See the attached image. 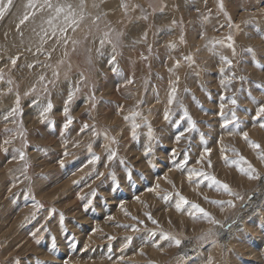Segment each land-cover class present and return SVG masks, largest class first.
<instances>
[{"label":"rangeland","instance_id":"rangeland-1","mask_svg":"<svg viewBox=\"0 0 264 264\" xmlns=\"http://www.w3.org/2000/svg\"><path fill=\"white\" fill-rule=\"evenodd\" d=\"M71 4L76 7L79 0ZM223 4L221 11L218 0H84L83 20L67 33L79 41L76 45H62L53 37L41 46L32 26L18 42L6 45L0 54V264H208L209 258L213 264H264V180H249L232 163L246 167L243 157L264 176V162L241 135L247 132L249 140L264 148V129L253 119L258 105L264 104V87H256L264 86V69L253 63L264 65V0H223ZM12 10L0 18V47L17 29L9 23ZM97 16L100 20L93 23ZM109 29L114 41L120 34L115 72L108 63L112 45H104L103 55L96 52ZM228 36L235 55L227 47ZM216 40L224 43L215 44ZM169 42L176 47L169 48ZM141 53L147 60L139 59ZM188 55L194 62L184 59ZM17 57L14 66L11 59ZM222 57L232 61L230 68ZM129 77L134 83L126 85ZM176 77L175 114L165 122L170 82ZM229 78L226 89L220 81ZM70 90L68 116L73 123L64 129V102ZM17 96L19 111L11 114ZM229 97L237 100L239 127L233 134H229L233 125L221 127L219 115L223 103L231 118ZM49 101L52 110L42 120L40 113ZM180 105L197 130L185 133L177 144L176 135L187 127L186 121L179 127L173 123L181 114ZM133 112L140 113L135 122L141 125L135 139L130 134ZM85 123L94 124L98 135L91 130L80 133ZM149 125L155 139L152 153L145 157ZM105 147L118 153L108 168ZM173 148L187 151L184 170L175 169L183 155L172 159ZM204 148L211 149V168L197 164ZM19 151L25 153L24 160L19 159ZM93 154L100 157L95 166L88 164ZM189 168L215 176L244 199L209 187L208 181L200 182L202 178L188 181ZM99 172L105 176L97 179ZM109 172L115 173L114 178ZM156 184L159 194L146 190ZM25 193L41 207H33ZM167 193L172 196L165 200ZM176 193L189 201L180 211L175 208ZM88 199L92 204L85 210ZM228 200L234 208L211 203ZM193 204L219 223L192 219L187 213ZM125 225H135L139 231ZM161 233L182 243L176 247L160 240ZM127 237L131 243L125 247Z\"/></svg>","mask_w":264,"mask_h":264},{"label":"snow or ice","instance_id":"snow-or-ice-1","mask_svg":"<svg viewBox=\"0 0 264 264\" xmlns=\"http://www.w3.org/2000/svg\"><path fill=\"white\" fill-rule=\"evenodd\" d=\"M14 3V0H0V18H3L5 16L6 13L9 12V10L12 8ZM121 7L123 8H127V5L122 4ZM218 7L221 9V11H223L224 8V4H223V0H218ZM25 8V13L24 15L19 19L18 23L16 24V28L17 30H19L21 28L22 25H24L27 21H29L30 18H34L38 13H42V12H47L48 16L47 19L43 21V24H47V28L43 27V24L41 25V32L43 33L42 35L40 33H36L37 35L40 36V43L41 46L47 42L48 39H52L53 37L56 39L57 43H61L62 45H69V43H71L72 45H76L77 43H79V41L73 39L71 36H68L67 33L68 31L71 29L73 32L76 30V28L79 26L80 22L83 20V11H84V0H79V4L74 7L73 4L71 3H67V2H58L57 3H53V0H27V3L24 5ZM77 9H79V11H77ZM161 11H163V8L160 9ZM227 15V14H225ZM143 19H147V16H143ZM98 20H100V16L95 17V19L93 20V23H96ZM229 26L231 27V20L229 18ZM33 31L35 32V29H33ZM61 33H63L64 35H61ZM21 35H23L21 33ZM119 33L115 34V41L113 40V34L111 29H109L108 31H105L103 33V37L100 39V47L96 49V52L98 55H103L101 49L104 47L105 44H111L112 45V51L113 54L111 56V58L108 60V63L110 65H113L112 71H118V69L114 66L116 64V48L118 46V41H119ZM145 37H146V33H145ZM201 38L203 39V35H201ZM226 40L229 41V43L227 44L228 48H231L233 50V55H235V49L233 47V42H232V37L228 36L226 37ZM180 41L181 43H183V36L180 37ZM224 43V41L222 40H216L215 44H222ZM169 48H175L176 45L175 43L169 42L168 44ZM30 50V49H29ZM41 49H38V51H40ZM149 52L151 51V46L149 45L148 48ZM248 52H252V49H247ZM67 54V53H66ZM17 58H12L11 59V63L12 65H16L17 63ZM139 59L141 60H147V56H145L143 53L140 54ZM185 60L189 61V62H194L193 58L191 55L185 56L184 57ZM222 61L225 65H227L229 68L232 65V61L229 60L227 57H222ZM255 66L261 67L262 69H264V65H259L256 61H253ZM175 66H179V61H176V65ZM29 67H32V65H29ZM221 71L223 72L224 69L222 68ZM54 76L58 75V73H53ZM82 75V74H81ZM0 79H2V75H0ZM41 81L44 80V77L41 76L40 77ZM240 79H243V77H240ZM10 83V81H9ZM54 83V81H53ZM134 83V80L132 77H129L126 79L125 84L126 85H131ZM179 83V77H176V80L171 81V87H170V91L168 93V107L165 109L164 113H163V119L165 122H170L172 121V116L175 114L172 111V105L173 103L176 101V94H177V85ZM231 83V78H229L228 80H221L220 84L222 87H225L227 89V85ZM46 87V86H45ZM256 87L260 88V87H264L262 85H256ZM230 90V89H228ZM78 91V89H77ZM185 91H187V89H185ZM29 93H25V95H28ZM73 99V91H69L68 93V97L65 100V107H64V113L66 116V121L63 125L64 129H68L69 126L73 123V120L70 116H68V104L71 102V100ZM90 99H92L93 101L95 100V97H90ZM221 99H224V97H221ZM228 99V103L231 104L233 106V109L231 111V118H229L225 112H224V108H225V104L221 103L219 105L220 107V112L219 115L221 116V118L223 119V123L221 124L222 128L225 129H229V125H233V127L231 129H229V134H233L236 129L239 127V121L238 118L236 116V112H235V106L237 104V100L234 97H229ZM255 102V101H253ZM95 106V104L93 103V107ZM52 103L51 101H49L46 105V107H44V109L41 111L40 116L41 119L43 120V118L45 117V114L50 112L52 110ZM121 109L123 106H120ZM181 108V114L179 116V119L175 120L174 126L179 127L182 121H186L187 122V127L184 129V131L179 132L178 135H176L175 137V143L179 144L181 139L185 137V133H191L193 131H196V125L195 122L192 120V118L190 117L188 111L186 109L183 108L182 105H180ZM19 111V97L17 96L16 99V107L14 109H12V113L11 114H15L16 112ZM131 115V119H132V123H131V131L130 134L132 136L133 139L136 138L137 136V129H139L141 127L140 124L135 122V118L137 116L140 115L139 112H133L130 114ZM7 118V117H6ZM125 120H129L130 117L129 116H124ZM254 120H257L259 123V127L261 129H264V104H259L257 109H256V114L255 117H253ZM146 123V121H145ZM87 130H91L92 135L96 136L98 135L95 125L94 124H83L80 128V133H83ZM21 135H23V133H21ZM243 139L245 141L248 142L249 146L256 151L258 158L261 160V162H264V148L261 147V145L259 143H256L254 141H251L248 139V133L247 132H242L241 133ZM148 136H149V140L150 143L145 147L144 149V156L148 157L152 151V143L151 141L155 139L151 126H148ZM108 138V137H106ZM111 143H116L115 138H109ZM5 144L11 143V141L9 140H5L4 141ZM26 141H25V146H26ZM66 146V145H65ZM74 147L77 146V144L73 145ZM89 151H91V144L88 145ZM105 152L107 153V157H106V161L104 162V167L108 168L110 163H113L117 160L118 158V153L115 150H112L111 148L105 147ZM223 152V149H222ZM211 153V149L209 148H204L203 151L201 152L200 158L197 159V164H202V163H206V167L207 168H211L213 167L211 159L209 158ZM65 155H68L67 152H65ZM177 155H183V159L179 160L175 163L174 167L176 170H184L185 166L188 164V153L187 151L183 152V153H178L176 148L172 149V159H175V157ZM19 159L20 160H24L25 159V153L23 151H19ZM223 159L225 160V163H228V158L227 157H223ZM100 160V157L96 156L95 154L92 155V158L88 161V164L95 166L97 164V162ZM240 160L244 162V164L246 165V167H240V164L238 161H232V163L237 165L238 170L245 175L249 180H264V176H261L259 173H257L256 169L252 167L251 164H249L247 161L243 160V157H240ZM119 163L122 165H126V161L124 159H120ZM61 164H63V161H61ZM149 166L151 167V161L149 160ZM27 167V165H25V168ZM95 171V168H94ZM109 175L112 176L114 178L115 173L113 172H109ZM105 173L104 172H99L97 179H99L100 177H104ZM127 178L129 180L132 179V172L129 171L127 173ZM187 180L188 181H194L197 180L198 178H202V180L200 182L203 181H208L209 187H214L217 190H222L224 193H226L229 196H233L236 199H240L243 200L244 198L242 196H239L238 193H235L231 190V188L229 187V185L227 183H224L220 180H218L215 176L211 175V174H207L205 171L203 170H197L195 168H189L187 169ZM165 179H167L165 177ZM74 183H76L74 181ZM170 183V181H169ZM13 187H15V185H13ZM118 187V185H117ZM158 189H159V184L154 185L153 187H149L146 190L148 192H157L158 193ZM115 190V189H114ZM95 190H93L91 192V196H95ZM26 198H31L33 200V207L35 208H39L41 207L40 203L38 201L35 200L34 196H30L29 193H25ZM172 196L171 193H167L164 195L163 199L168 200L170 197ZM176 203H175V208L177 211H180L181 209H183L185 207V205H189V201L187 199H185L184 197L180 196L179 193H176ZM78 199L80 200H84L85 197L84 196H78ZM137 200H139V197L136 198ZM205 199H207V197H205ZM211 203L214 204H218V205H223V204H227L228 207H235V204L233 203L232 200H228V201H211ZM92 204V200L88 199L87 203L84 204V208L85 210H87L89 208V206ZM121 208L123 210V206L121 205ZM190 208L192 210L188 211V215L192 218V219H206L208 220L210 223L213 224H218L219 222L212 219V217L210 216V214L205 211L203 208L199 207L198 205H191ZM127 214V213H126ZM199 214V215H198ZM49 215L51 216V213H49ZM145 215L147 216V218L153 223L156 224L157 221L152 219V216L150 213H145ZM27 219V218H26ZM109 219H111V217H109ZM133 219H135V217H133ZM140 223H143V221H139ZM60 223H63V214L60 215ZM221 227H224V225H220ZM44 231H47V228L42 226ZM124 227H128L130 229V231L133 232H137L139 231V229L135 226V225H125ZM38 232L40 230H37ZM34 238L37 239V242H39L38 238H37V233H33L32 234ZM151 235H155V233H152ZM160 240H166L171 244H174L176 247H179L180 244L182 243V241L177 238L176 236H173L171 234H167V233H161ZM201 240H205L206 237L205 236H201L200 237ZM127 243H125V247L128 246V243H131V237H127L126 238ZM208 264H213V261L211 258H209L208 260Z\"/></svg>","mask_w":264,"mask_h":264},{"label":"bare ground","instance_id":"bare-ground-1","mask_svg":"<svg viewBox=\"0 0 264 264\" xmlns=\"http://www.w3.org/2000/svg\"><path fill=\"white\" fill-rule=\"evenodd\" d=\"M63 0H59V2H61ZM58 0H53V3H57ZM67 3H71L73 2V0H67ZM27 3V0H14L13 6H12V14H11V20H10V24H12L13 26H15L19 19L24 15V5ZM48 13L47 12H42V13H38L34 18H30L29 21H27L24 25L21 26V28L19 30H15L13 31V33L10 35V38L6 39V41H9L8 43L3 44L0 47V54L3 53L6 48H7V44L8 46L11 45L12 42H18L20 39L19 37H21V33H25L28 34V29L30 28V26H32V35L36 34V33H40L42 35L41 30V25L43 24V21L47 19ZM43 27L47 28V24H43ZM33 29H37L35 32L33 31ZM37 40H40V36L37 35Z\"/></svg>","mask_w":264,"mask_h":264},{"label":"water","instance_id":"water-1","mask_svg":"<svg viewBox=\"0 0 264 264\" xmlns=\"http://www.w3.org/2000/svg\"><path fill=\"white\" fill-rule=\"evenodd\" d=\"M250 196H252V194Z\"/></svg>","mask_w":264,"mask_h":264}]
</instances>
